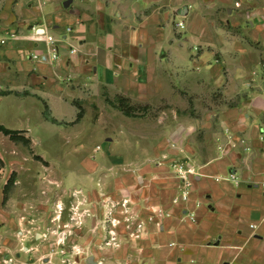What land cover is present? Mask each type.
I'll use <instances>...</instances> for the list:
<instances>
[{
  "label": "crops",
  "instance_id": "1",
  "mask_svg": "<svg viewBox=\"0 0 264 264\" xmlns=\"http://www.w3.org/2000/svg\"><path fill=\"white\" fill-rule=\"evenodd\" d=\"M199 8L212 12L213 20H194L187 33L174 37L172 23L184 26V16ZM263 10L264 0H0V124L33 142L36 128L51 134L54 126L68 127L74 102L96 104L101 87L151 94L147 68L160 58L163 99L176 84L208 108H229L237 100L224 122L236 147L225 132L209 160L197 163L202 176L183 211L186 229L173 231L188 245L178 261L160 264H264V142L258 138L264 125ZM196 29L210 33L194 34ZM45 34L57 40L56 60ZM218 89L225 101L213 100ZM46 109L55 122L45 117ZM229 172L239 183L214 179ZM146 173L137 180L153 181V201L155 181L161 179L162 189L168 183L158 170ZM128 184L133 187L132 180Z\"/></svg>",
  "mask_w": 264,
  "mask_h": 264
},
{
  "label": "rangeland",
  "instance_id": "2",
  "mask_svg": "<svg viewBox=\"0 0 264 264\" xmlns=\"http://www.w3.org/2000/svg\"><path fill=\"white\" fill-rule=\"evenodd\" d=\"M201 9L184 16L182 27L173 22V36L187 33L194 20H213L212 12ZM219 16L222 23L228 17L225 12ZM147 69L155 87L151 94L113 93L101 87L94 94L96 104L74 102L76 112L70 109L68 127L54 126L51 134L36 128V140L28 144L0 132V264L178 261V252L188 242L173 231L186 229L182 216L190 199L180 200V181L172 169L186 163L195 170L191 197L196 177L202 176L203 167L197 163L213 155L215 140L230 131V146L236 147L232 129L224 122L233 116L237 100L231 99L229 108H208L206 101L195 104L193 95L178 91L176 84L170 99H163L160 58ZM75 87L82 90L85 85ZM212 96L225 101L220 89ZM152 169L168 183L162 189L161 179L155 181L153 201V181L142 185L137 180ZM85 172L90 176L83 184ZM160 246L167 249L168 258Z\"/></svg>",
  "mask_w": 264,
  "mask_h": 264
},
{
  "label": "built area",
  "instance_id": "3",
  "mask_svg": "<svg viewBox=\"0 0 264 264\" xmlns=\"http://www.w3.org/2000/svg\"><path fill=\"white\" fill-rule=\"evenodd\" d=\"M262 17L264 20V10L262 13ZM177 24L178 26H181V27L183 26L182 22H178ZM68 30H70V28ZM10 36L14 37L15 34L12 33ZM45 41L48 44V52L50 53L51 58L53 60L58 59L59 50L56 45L57 40L53 36L45 34ZM3 42H5V39L4 38L0 39V43H3ZM74 52L75 51L72 49L71 53H74ZM34 57L38 58V55H35ZM258 138L260 141L264 142V125H262L261 129L259 130ZM172 171L174 172V176L178 178L180 181L179 193H178L180 200L188 201L190 199V194L193 189L195 177H192V176L195 175L196 173L195 170L192 167L186 165V163L185 164L182 163V164H177V165L175 164L174 169H172ZM225 179L235 182V183L239 181V177L234 172H229L228 176L225 177ZM251 227H254V225H251Z\"/></svg>",
  "mask_w": 264,
  "mask_h": 264
},
{
  "label": "trees",
  "instance_id": "4",
  "mask_svg": "<svg viewBox=\"0 0 264 264\" xmlns=\"http://www.w3.org/2000/svg\"><path fill=\"white\" fill-rule=\"evenodd\" d=\"M126 114H129L128 111H125ZM80 112H79V116H80ZM45 117L52 121L55 122V120L51 117L48 109L45 110ZM0 132H2L5 135H8L10 138L12 139H21L23 140L25 143H31V141L27 138H25L24 136L20 135V131H16V130H10L6 127H4L3 125L0 124Z\"/></svg>",
  "mask_w": 264,
  "mask_h": 264
}]
</instances>
